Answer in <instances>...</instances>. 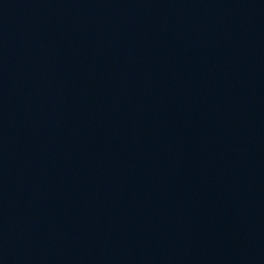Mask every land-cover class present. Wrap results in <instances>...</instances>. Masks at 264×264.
<instances>
[{
	"label": "water",
	"instance_id": "water-1",
	"mask_svg": "<svg viewBox=\"0 0 264 264\" xmlns=\"http://www.w3.org/2000/svg\"><path fill=\"white\" fill-rule=\"evenodd\" d=\"M0 264H264V0H0Z\"/></svg>",
	"mask_w": 264,
	"mask_h": 264
}]
</instances>
